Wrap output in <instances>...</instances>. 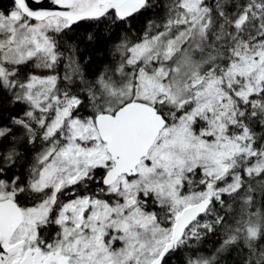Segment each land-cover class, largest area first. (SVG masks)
Listing matches in <instances>:
<instances>
[{
    "label": "snow or ice",
    "instance_id": "obj_1",
    "mask_svg": "<svg viewBox=\"0 0 264 264\" xmlns=\"http://www.w3.org/2000/svg\"><path fill=\"white\" fill-rule=\"evenodd\" d=\"M174 259L264 264V0L0 6V264Z\"/></svg>",
    "mask_w": 264,
    "mask_h": 264
},
{
    "label": "trees",
    "instance_id": "obj_2",
    "mask_svg": "<svg viewBox=\"0 0 264 264\" xmlns=\"http://www.w3.org/2000/svg\"><path fill=\"white\" fill-rule=\"evenodd\" d=\"M10 0H0V6L7 8L9 6ZM78 38H83L86 35L85 28H81L78 32ZM81 47V55L88 59L91 57V62L88 65V71L90 73L100 70L103 66V61L105 59V53L103 49H97L93 46L89 45L87 40H83V43L80 45ZM216 240L214 238H210L208 243L204 246L207 251H211ZM172 264H179L178 260H173Z\"/></svg>",
    "mask_w": 264,
    "mask_h": 264
}]
</instances>
